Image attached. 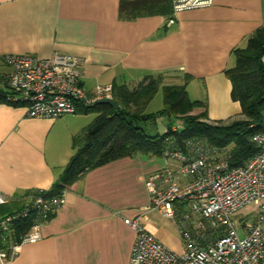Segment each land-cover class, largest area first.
Returning <instances> with one entry per match:
<instances>
[{
    "label": "crops",
    "instance_id": "1",
    "mask_svg": "<svg viewBox=\"0 0 264 264\" xmlns=\"http://www.w3.org/2000/svg\"><path fill=\"white\" fill-rule=\"evenodd\" d=\"M172 14L171 0H0V76L8 72L7 54L46 59L58 51L81 60L88 93L100 85L133 88L162 74L165 86L187 85L210 123L240 119L226 71L236 66L234 51L264 28V0H213L179 13L168 26ZM26 113L24 106L0 103V192L11 200L0 206V218L53 187L76 153V139L97 117L31 119ZM158 123L157 133H165L169 121ZM164 167L162 156L137 154L89 171L65 191L62 206L41 226V239L22 245L10 264H130L137 233L126 218H139L181 252L182 244L152 217L161 215L147 211L146 180Z\"/></svg>",
    "mask_w": 264,
    "mask_h": 264
},
{
    "label": "built area",
    "instance_id": "2",
    "mask_svg": "<svg viewBox=\"0 0 264 264\" xmlns=\"http://www.w3.org/2000/svg\"><path fill=\"white\" fill-rule=\"evenodd\" d=\"M176 16L187 10L207 8L213 0H171ZM264 61V57L262 59ZM8 72L0 76V89L7 91L11 104L24 106L31 119H59L113 99V86H97L88 93L82 86L79 58L55 51L49 58L31 55H5ZM172 130L178 132L176 123ZM258 148L245 165L233 167L228 150L212 146L201 139H190L175 145L166 140L162 153L165 167L146 180L150 196L148 212L156 211L171 220L182 237L177 253L151 234L139 218L124 220L136 231L130 264H264V131L253 135ZM36 191L19 209L0 218V264H10L22 245L41 239L40 228L51 220L62 206L59 198ZM0 192V206L9 203ZM253 215L252 221L235 217ZM33 224L25 234L17 232L22 221ZM243 236L241 237L240 232Z\"/></svg>",
    "mask_w": 264,
    "mask_h": 264
},
{
    "label": "trees",
    "instance_id": "3",
    "mask_svg": "<svg viewBox=\"0 0 264 264\" xmlns=\"http://www.w3.org/2000/svg\"><path fill=\"white\" fill-rule=\"evenodd\" d=\"M234 53L236 66L226 71V75L232 84V100L242 109L240 119L228 125L210 123L205 104L189 99L187 85L165 86L162 74L149 76L133 88L116 84L113 99L119 108L114 110L109 105H96L82 111L84 114L93 112L97 117L76 139V153L46 195L61 197L86 173L112 161L137 154L160 157L169 138H173L175 145L201 139L212 146L229 149L227 155L231 166H245L258 152L251 141L253 135L264 131V28L252 36L245 49H237ZM160 89L164 93V107L157 114H148V106ZM7 96V91L0 89V103L19 106L11 104ZM198 108L203 110L196 113ZM159 118H166L171 130L167 128L165 133L153 135L147 124L156 125ZM176 123L181 125L178 132L172 130ZM13 208L16 209L7 215L20 209L18 206ZM32 224L30 219L22 221L17 225V232L27 233ZM4 246L0 238V250Z\"/></svg>",
    "mask_w": 264,
    "mask_h": 264
},
{
    "label": "rangeland",
    "instance_id": "4",
    "mask_svg": "<svg viewBox=\"0 0 264 264\" xmlns=\"http://www.w3.org/2000/svg\"><path fill=\"white\" fill-rule=\"evenodd\" d=\"M163 107H164V93H163V90L160 89V91L158 92L154 100L148 106L147 113L157 114L163 109ZM91 114H95V113L92 112ZM160 127L161 125H159V123L158 125L157 124L155 125L152 123L147 124L149 133L153 135L161 130ZM152 217L158 223L159 227L170 235V237L172 238V240H174L173 242L177 245V247L180 248L183 241H182L181 234L178 230V227L171 220L165 219L159 216L158 214H153ZM252 219H253V215H250V216L247 215L245 217V215L241 213V214H238L234 220L237 221V229H239L241 220L242 222H248V221H252ZM239 232L242 237L243 236L242 231H239Z\"/></svg>",
    "mask_w": 264,
    "mask_h": 264
},
{
    "label": "water",
    "instance_id": "5",
    "mask_svg": "<svg viewBox=\"0 0 264 264\" xmlns=\"http://www.w3.org/2000/svg\"><path fill=\"white\" fill-rule=\"evenodd\" d=\"M98 105H109L114 110H117L119 108L117 102L114 99H104L98 102ZM168 130H171L170 127H168Z\"/></svg>",
    "mask_w": 264,
    "mask_h": 264
}]
</instances>
